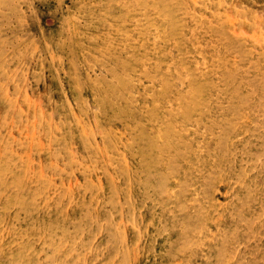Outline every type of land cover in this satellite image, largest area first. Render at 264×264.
Returning a JSON list of instances; mask_svg holds the SVG:
<instances>
[{
    "label": "rangeland",
    "instance_id": "obj_1",
    "mask_svg": "<svg viewBox=\"0 0 264 264\" xmlns=\"http://www.w3.org/2000/svg\"><path fill=\"white\" fill-rule=\"evenodd\" d=\"M263 39L264 0H0V264H264Z\"/></svg>",
    "mask_w": 264,
    "mask_h": 264
},
{
    "label": "bare ground",
    "instance_id": "obj_2",
    "mask_svg": "<svg viewBox=\"0 0 264 264\" xmlns=\"http://www.w3.org/2000/svg\"><path fill=\"white\" fill-rule=\"evenodd\" d=\"M192 40V39H191ZM264 40V39H263ZM147 45V44H146ZM168 48V47H167ZM191 64V63H190ZM188 75V74H187ZM120 82V81H119ZM118 82V83H119ZM191 85V84H190ZM164 86H166V85H164ZM188 92V91H187ZM193 92V91H192ZM123 93V92H122ZM158 94V93H157ZM161 94V93H160ZM161 96V95H160ZM182 100V99H181ZM148 108V107H147ZM185 119V118H184ZM142 153V152H141ZM144 156V155H143ZM121 160V159H120ZM145 161V160H144ZM201 253V252H200ZM250 261V260H249ZM248 262V261H247Z\"/></svg>",
    "mask_w": 264,
    "mask_h": 264
}]
</instances>
